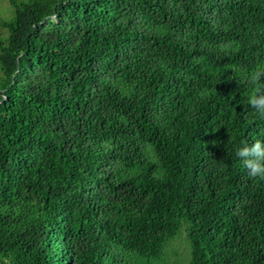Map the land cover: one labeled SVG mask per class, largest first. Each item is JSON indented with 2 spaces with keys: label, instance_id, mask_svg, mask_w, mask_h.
Wrapping results in <instances>:
<instances>
[{
  "label": "trees",
  "instance_id": "16d2710c",
  "mask_svg": "<svg viewBox=\"0 0 264 264\" xmlns=\"http://www.w3.org/2000/svg\"><path fill=\"white\" fill-rule=\"evenodd\" d=\"M8 1L0 264H264V0Z\"/></svg>",
  "mask_w": 264,
  "mask_h": 264
},
{
  "label": "clouds",
  "instance_id": "9594fccd",
  "mask_svg": "<svg viewBox=\"0 0 264 264\" xmlns=\"http://www.w3.org/2000/svg\"><path fill=\"white\" fill-rule=\"evenodd\" d=\"M247 84L251 89L246 97L248 105L259 117L264 118V67L258 66L250 72ZM236 156L241 160L249 177L264 180V142L257 140L251 144L244 143L236 149Z\"/></svg>",
  "mask_w": 264,
  "mask_h": 264
},
{
  "label": "rangeland",
  "instance_id": "374dc122",
  "mask_svg": "<svg viewBox=\"0 0 264 264\" xmlns=\"http://www.w3.org/2000/svg\"><path fill=\"white\" fill-rule=\"evenodd\" d=\"M14 9L8 0H0V19H8L13 15ZM6 36V30L0 27V37ZM190 247L185 237L184 229L167 241L163 254L154 264H188Z\"/></svg>",
  "mask_w": 264,
  "mask_h": 264
}]
</instances>
